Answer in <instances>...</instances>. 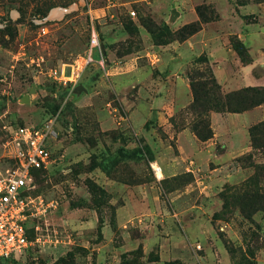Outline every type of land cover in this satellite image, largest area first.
<instances>
[{
    "label": "rangeland",
    "instance_id": "rangeland-1",
    "mask_svg": "<svg viewBox=\"0 0 264 264\" xmlns=\"http://www.w3.org/2000/svg\"><path fill=\"white\" fill-rule=\"evenodd\" d=\"M198 6L217 16L201 25L209 37L177 39ZM57 7L68 11L49 18ZM91 27L104 66L57 82L50 70L82 53ZM239 32L264 51V0H0V143L50 123L54 157L35 175L29 246L6 264H264V136L249 134L264 110L232 136L244 148L214 139L210 115L227 112L208 114V140L191 130L187 73L206 56L213 73L229 69L228 92L237 48L257 54Z\"/></svg>",
    "mask_w": 264,
    "mask_h": 264
},
{
    "label": "built area",
    "instance_id": "built-area-1",
    "mask_svg": "<svg viewBox=\"0 0 264 264\" xmlns=\"http://www.w3.org/2000/svg\"><path fill=\"white\" fill-rule=\"evenodd\" d=\"M38 20L46 32V21ZM94 53L99 55L98 61L94 60ZM104 61L99 35L91 27L82 53L71 63L51 69L49 74L57 82L73 86L88 66L96 63L103 67ZM51 128L50 123L19 125L10 129L0 143V260L17 259L29 246L27 223L34 214L35 173L49 169L54 158L48 141Z\"/></svg>",
    "mask_w": 264,
    "mask_h": 264
},
{
    "label": "trees",
    "instance_id": "trees-1",
    "mask_svg": "<svg viewBox=\"0 0 264 264\" xmlns=\"http://www.w3.org/2000/svg\"><path fill=\"white\" fill-rule=\"evenodd\" d=\"M199 20L194 23L186 24L176 31L177 39L185 40L190 35L201 29L202 23L216 19L217 16L211 14L206 15L202 6L196 7ZM84 44V48L88 43ZM83 48V50H84ZM237 52L244 64L249 63L245 58V51L242 47L237 48ZM199 63V68H192L187 77L189 80L190 89L192 92V101L190 108L195 114V120L191 124V130L196 137L201 141H206L212 137L213 133L210 124L207 121V116L211 111L240 113L252 109L264 103V86H246L228 92H222L221 85L217 81L214 73L208 65L206 56L200 55L196 58ZM205 64L204 68L201 66ZM260 129V133L258 130ZM264 136V123H258L252 126L249 130L252 145H256L257 134ZM40 172V171H38ZM37 173V172H36ZM35 173V175H36ZM34 192V191H33ZM15 260V259H14ZM14 260H0V264H6Z\"/></svg>",
    "mask_w": 264,
    "mask_h": 264
},
{
    "label": "crops",
    "instance_id": "crops-1",
    "mask_svg": "<svg viewBox=\"0 0 264 264\" xmlns=\"http://www.w3.org/2000/svg\"><path fill=\"white\" fill-rule=\"evenodd\" d=\"M191 16H192V20H194L196 18V15L194 14L193 11L191 12ZM51 19H53V18H51ZM203 26H205V25H203ZM207 34L208 33L205 32V28H202L200 31H198L196 34H194L192 37H194V39L198 38V37H201L204 39L205 37L206 38L209 37V35H207ZM239 34H240V36H242L244 41L247 42V40L249 39L250 43L248 44V47H249L250 51L257 52V54L254 55V61H252L251 63H247V64L241 63L240 64L239 68L237 69L238 73H239V78H238V80L237 79H235V80L231 79L232 83L231 82L227 83V85H226L227 87H225L227 91H230L233 89H238L241 87H246V86H264V76L261 78H257L253 75L254 68L259 63H264V51L261 48L262 46L260 47V45L262 44L261 35L259 33H256V32H255V35H253V33H250L251 35H249V33H246V35H244L243 33H240V32H239ZM190 39H193V38H190ZM198 40L200 41L202 39L198 38ZM219 63L228 64V61H220ZM228 70L221 72L220 68H217V67L215 68V70H214L215 74L214 75H216L215 77L218 78L217 81L220 83V85L225 86L224 81L225 80L228 81V79L230 80L231 74ZM257 107L259 110H255V112H253L251 110H247V111L240 112V113L227 112L224 115H221L218 112H212L210 115V119H211L212 127L215 131L214 139L219 137L217 135H221L222 132L225 131L229 135V136L227 135L228 141H225L226 143H231L233 145H236L233 147H239V146H241L240 144L243 145L242 148L246 147L245 140L240 139L238 141V140H231V139H232V136L235 134H237V135L238 134H245L247 126L250 125V123L254 120V118L256 116H259L262 114V112L264 110V103L257 106ZM254 108H256V107H254ZM215 119L219 120V123H221V126L215 127V125H214ZM218 139H221V138H218Z\"/></svg>",
    "mask_w": 264,
    "mask_h": 264
},
{
    "label": "bare ground",
    "instance_id": "bare-ground-1",
    "mask_svg": "<svg viewBox=\"0 0 264 264\" xmlns=\"http://www.w3.org/2000/svg\"><path fill=\"white\" fill-rule=\"evenodd\" d=\"M67 11H68V9H64V8H60V7L53 8L50 10L49 17L50 18H54V17L61 18L64 15V13Z\"/></svg>",
    "mask_w": 264,
    "mask_h": 264
},
{
    "label": "water",
    "instance_id": "water-1",
    "mask_svg": "<svg viewBox=\"0 0 264 264\" xmlns=\"http://www.w3.org/2000/svg\"><path fill=\"white\" fill-rule=\"evenodd\" d=\"M101 48H103L102 45H101Z\"/></svg>",
    "mask_w": 264,
    "mask_h": 264
}]
</instances>
